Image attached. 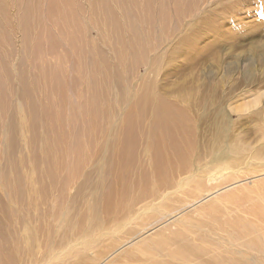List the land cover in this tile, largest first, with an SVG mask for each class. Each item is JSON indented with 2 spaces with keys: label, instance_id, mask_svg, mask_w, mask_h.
<instances>
[{
  "label": "rangeland",
  "instance_id": "obj_1",
  "mask_svg": "<svg viewBox=\"0 0 264 264\" xmlns=\"http://www.w3.org/2000/svg\"><path fill=\"white\" fill-rule=\"evenodd\" d=\"M44 1L29 9L28 37L18 31L0 44V264H90L109 241L100 238L83 249L90 238L105 228L110 234L126 232L146 217L138 211L158 203L151 194L157 187L147 146L158 101L189 120L190 169L214 175L238 143L240 162L230 173L243 182L239 189L253 186L251 174L264 172V162L253 159L254 151H264V0H76L70 28ZM13 10L12 16L20 17L22 12ZM91 102L94 119L86 115ZM218 148L226 156L214 160ZM123 152L133 205L122 218H135L129 224L121 221L125 213L105 209L107 188L115 189L111 202L118 200L115 176ZM261 177L254 181L264 185ZM230 178L219 176L212 184H230ZM139 180L147 183L143 198H138ZM225 184L218 200L227 197L226 190L236 195ZM256 196L225 198L217 208L205 200L206 214L191 207L184 215L202 219V227L212 232L229 231L237 218L264 212V192ZM94 203L97 216L90 210ZM207 244L202 243V252L209 250ZM222 251L217 244L215 254ZM166 254L150 256L149 263L167 259ZM56 255H62L58 262ZM146 258L137 255L127 264Z\"/></svg>",
  "mask_w": 264,
  "mask_h": 264
},
{
  "label": "bare ground",
  "instance_id": "obj_2",
  "mask_svg": "<svg viewBox=\"0 0 264 264\" xmlns=\"http://www.w3.org/2000/svg\"><path fill=\"white\" fill-rule=\"evenodd\" d=\"M46 1H47L46 2L47 6L51 10V14H55L57 16V18H59L58 21L65 25V28H70V27H73L75 25V23H72V19L77 18V10H78L77 8L79 6L78 2H77L78 0L77 1L76 0H46ZM95 1L97 2V0H95ZM105 1L106 0H99V2H105ZM44 2H45L44 0H0V44L2 45L4 42L8 43V41L10 40L11 34H13V33L17 34V33H19L18 31L23 32L21 37H23V38L28 37L27 31H28V27L30 26L29 21L32 20L30 18L31 15H30L29 9L31 7H34V8L37 6L40 7L41 5L44 4ZM76 2H77V4H76ZM92 3H93V1H92ZM88 5H89V3H88ZM15 7L18 8L17 13L22 12L19 15L20 17H18V18L15 17L14 13H13V15H14V17H13L12 13H11L12 12L11 10H13ZM73 8H74V11H72ZM50 10H49V12H50ZM14 11L15 10H13V12ZM33 11H31V12H33ZM39 11H41V10H39ZM36 12H38V11H36ZM49 15H50V13L48 14V16ZM40 16H41V14H40ZM51 17H52V15H51ZM34 18H37V15ZM34 18H33V20H34ZM41 19L43 20L42 17L38 18V20H39L38 22H40V24H41ZM42 23L44 25V22H42ZM50 24H51V22H50ZM76 26H77V24H76ZM42 30L43 29H41V31ZM44 32L45 31H42V33H44ZM23 34L25 35V37L23 36ZM26 41H24V42H26ZM22 44H23V42H22ZM27 45H28V43H27ZM28 53H30V52L28 51ZM41 72H42V70H41ZM42 75H43V77H46V74H44V72L42 73ZM40 78H42V77H40ZM3 86H4V84H3ZM22 90H23V88H22ZM24 93L29 94V92L25 91V90H24ZM24 93H23V95H24ZM142 102H143V100H142ZM145 104H147V103H145ZM147 105H149V104H147ZM94 106H95L94 103L91 102L89 104V107L87 108V114H86L87 116H89L92 119H94V116L96 115ZM144 107H145V105H144ZM153 107H154V124H153V128L151 130L152 133L150 136V142L148 141L149 145H147V146L149 149L148 154L151 155L150 156L152 158L151 161H153V162H151L152 167L154 165V167H153L154 170L152 173L153 174L152 176H154L153 177L154 180H153L152 185L155 184L154 186L157 187L156 190L153 189L154 191L151 192V194H152L153 200L158 199L157 200L158 203H156L155 201H151L150 204L145 205L146 207L144 206L145 209H147V207L149 205L147 210H140L139 209L140 210V211H138L139 213L137 212L138 215H140V216L143 215V216H141L142 218L144 216H146V217H144L143 219H139L140 218L139 217L137 219V222L139 221L138 223L137 222L135 223L132 221L135 218L130 217L129 221L127 219L122 218V217H126V213H127V215L129 214L127 211L131 210V209H129V207H131L133 205V204L129 205V203L131 201V196H130L131 194L130 193L132 192L131 191L132 186H130L131 187L130 188L129 185L126 183L127 181H126V177H125V173H124V170H125L124 165L127 164L126 156H128V154H125L127 152H123L121 155V164L119 165L116 176H115L116 185L118 183V186H117V188H118L117 194L118 195L115 196V198H118V200L116 199L117 200L116 204L113 203L114 202L113 200H115V199L111 200V198H112V194H113L115 189H113V192H112L111 189L107 188V190L105 191V198H106V204H107L105 206V209H106V207H107V210H109L111 207L113 208L114 211H116V209H118L117 213L112 212L113 215L115 213L117 215H118V213H120L121 215L125 213V215L120 217V218H122V220L121 219L120 220L125 221L128 224H129V222L132 221L133 222V223H131L132 228H131V230L128 229L126 232L122 231V232L116 233L117 231H115L111 234L109 233L110 228H108V229L105 228V230L99 231L96 237H92L95 240L90 238L83 249H87L91 245H94L95 241L98 242V239H100V238H101V241H103L106 238H109V241L105 242L104 245H102L103 247H100L99 250H97V252L95 253L93 262L90 264H127L129 261H132V259L134 257H136L137 255H145V257L147 256V258L144 259L140 264H151V261L149 263L150 256L156 255L157 257L160 258L163 255L167 256L166 252H168L170 254L168 257H166L167 259L158 260L157 262H155V264H159L160 262L166 261V260L171 261V262L174 261L175 264L177 263L176 261L180 262V264H264V231H262V230H264V212H259V213L257 212L258 214L256 215V217L250 215V216H247L245 218H237L236 220L233 221V224L237 225V227L235 229L229 230V228H227L229 231H223L221 229L222 230L221 233L220 232L217 233L214 231L212 232L210 229H205L204 227H202V226L206 225V223L202 219H195L194 218L195 219L194 220L193 218L190 219L191 216L184 215L186 213H191L190 212L191 210L187 211V210L191 209V207L192 208L194 207V209H196L198 212L199 211H201V213L204 211L206 212V210H201V209L205 208L203 205L205 203V200H206V204H208V206H210V208H212L210 204H212L214 206L216 202L221 207V204L224 202L223 199L225 200V198H226L225 201L229 202L230 200H233V199L238 200L236 197L243 198L244 196L247 197L250 195H257L258 196L259 193L261 195V193L264 192V185H261V184L259 185V183L257 184L254 180H255V178L261 177L264 174V172L262 171L263 173H261V171H259V173H257L258 171L257 172L255 171L252 174L250 173L252 175L251 179H254L251 181L253 186L250 187L251 185L246 184V185H244L243 189L238 188V187H240V185H242L243 182L240 180V178H237V175L235 173H232V174L230 173L233 169V165L240 162L239 160H240V152L241 151H235V150H237L238 147H240L239 145H237L238 143H234L232 145V147L229 149L228 154L230 155V159L227 160L224 164H222V165L220 164L217 166L218 171H216L214 173V175L216 174L218 176L215 177L213 174L209 175V174L203 173V171H200L197 173L196 171L201 170L200 168L197 169L194 167V169L193 168L190 169L189 168L190 164H192L190 157H192V156L189 155V151L193 150L192 149L193 142L190 139L189 135L187 136V133L190 134V132H191V131H189L190 130V124H189V120L187 121V118H186L187 116L185 114H183V111L180 112V111H178L177 108L174 109L170 106V104L167 105L163 101H158L157 103L155 102ZM1 108H2V106H1ZM141 111H142V109H141ZM21 117H22V115H21ZM57 119H58V116H57ZM190 136H191V134H190ZM261 136L264 138V132H261ZM148 138H149V136H148ZM263 145H264V143H263ZM48 150H49V148H48ZM49 151H51V150H49ZM224 151H226V150L225 149H223V150L219 149L217 152H215L214 160L218 159L223 154L226 156V153ZM253 159L254 160H262V162H264V151L263 150L254 151ZM195 160H197V159H195ZM197 162H198V160H197ZM248 169L253 170L252 168H248ZM245 171H248V170L245 169ZM223 172H225L226 174H224ZM248 172H250V171H248ZM173 176H174V178L178 177V179H179L178 182L177 181L174 182ZM219 176L231 177L230 178L231 180H229L231 183L229 182L230 184H227V183L226 184L224 183V184L227 185V187H225V188H229V187L234 188L233 191L230 190V192L232 191L233 195L236 194V195H234L235 197L232 195H228V192H226L227 190L225 191L223 189L224 188L223 187L222 189L225 191V194H227L226 195L227 197H225V195L222 193L224 198L221 200L217 199L221 195V194L217 195V193L220 192L219 188L224 186V184L223 185L220 184L221 185L220 186L218 184L217 185L212 184V182L214 180H215V182H216V180L219 181V179H218ZM149 178H151V177H149ZM247 178H248V176H247ZM140 179H142V177ZM147 179H148V177H147ZM244 179L246 180V178H244ZM143 181H146L145 178ZM143 181L142 182L140 180L137 181V183L139 182L137 184L139 186L138 192H140L139 193L140 195L138 194V198H143L147 194V192L144 190L145 186L142 187V185L147 184V183H144ZM240 182H242V183H240ZM247 182L248 181H246V183ZM239 183H240V185H239ZM187 186L192 187L191 192H189L188 189H186ZM234 186H236L237 188ZM247 186H249V187H247ZM163 188H165V190H163ZM241 188H242V186H241ZM159 190H161V191H159ZM234 190L236 192L240 191V194L238 195L237 193H234ZM187 191H188V194H187ZM174 193L178 194L179 196L181 193L183 195L181 194L182 197L180 196L178 198L173 199V197H176V196H172ZM146 198H148V197H146ZM214 198H216V200H214ZM257 198H259V197H257ZM171 200L175 201L174 205H172V206L170 203ZM111 201H113V202H111ZM112 203H113V205H112ZM169 203H170V205H169ZM218 204H216L215 207ZM95 206L97 207V205H95V203H94V205L90 209L92 213L93 212L96 213ZM223 206H224V204H223ZM220 207L218 209H220ZM225 208H227V207H225ZM256 208H258V207H255L254 209H256ZM222 209L220 210L221 213H222ZM261 209L264 211V204L261 207ZM234 211L235 210H233V213H234ZM132 212H133V209H132ZM209 212H212V210H210ZM209 212H208V215L212 214ZM217 212H219V211H217ZM96 214H94V215H96ZM107 214H109V213L107 212ZM110 215H111V213H110ZM130 215H132V214H130ZM212 215H214V214H212ZM181 217L182 218L187 217L188 219L184 218V220H183ZM205 217H207V216H205ZM216 217H218V216H216ZM90 218H91V216H90ZM202 218H203V214H202ZM219 218H221V217H219ZM189 219L190 220L193 219L194 221L191 222V221H189ZM204 219H206V218H204ZM208 220L210 222L212 219L211 220L208 219ZM94 221H96V220H94ZM254 222H256V223H254ZM216 223H218V222H216ZM216 223H213V224H216ZM92 224H96V222L95 223L92 222ZM213 224H211V225L213 226ZM96 225H98V224H96ZM125 225L126 224L123 223L121 226L124 227ZM220 226L221 225H219V223H218V228H220ZM221 227H223V226H221ZM190 228H193V230H190ZM215 228H217V226H215ZM223 229H225V228L223 227ZM213 230H215V229H213ZM88 236L89 235H86V237L83 236L84 238H82V240L88 239L89 238ZM204 241L206 242L207 247H208L207 243H210L209 244V250L202 252L203 250H202L201 246H202V243ZM217 244H219L220 246L223 247V251L221 253L215 254ZM83 249H81L80 251H82ZM175 249L177 251H179L178 252L179 254H177V252H175L176 251ZM176 255H178V256H176ZM57 256L58 255H56L53 259L55 262H58L61 259L62 255H59L58 257ZM171 262H163V264H173ZM134 263L138 264L137 261H135Z\"/></svg>",
  "mask_w": 264,
  "mask_h": 264
}]
</instances>
